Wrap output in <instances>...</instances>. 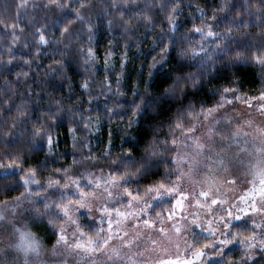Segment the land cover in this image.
<instances>
[{"label":"clouds","instance_id":"9594fccd","mask_svg":"<svg viewBox=\"0 0 264 264\" xmlns=\"http://www.w3.org/2000/svg\"><path fill=\"white\" fill-rule=\"evenodd\" d=\"M0 264H264V0H0Z\"/></svg>","mask_w":264,"mask_h":264}]
</instances>
